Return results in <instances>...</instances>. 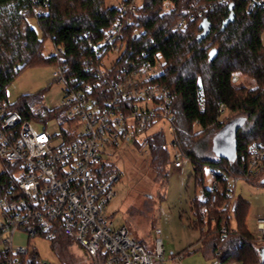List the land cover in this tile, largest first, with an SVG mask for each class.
I'll return each mask as SVG.
<instances>
[{
	"label": "trees",
	"instance_id": "1",
	"mask_svg": "<svg viewBox=\"0 0 264 264\" xmlns=\"http://www.w3.org/2000/svg\"><path fill=\"white\" fill-rule=\"evenodd\" d=\"M106 1L0 0L1 95L8 97V85L36 63L54 67L64 63L68 67L66 78L74 77V84L92 80L86 72V61L95 62L91 43H98L122 19L120 2L108 6ZM250 1L140 0L133 22L123 28L125 46L116 63L123 68L138 56L144 58V54L160 53L164 57V73L157 80L174 95L171 112L182 157L193 162L196 181L201 184L205 165H212L223 189L218 201L210 206L209 190L203 188V198L195 199L192 208L193 225L201 231L199 249L220 264H264L260 245L247 225L249 204L241 197H229L223 178L243 177L249 146L264 142V0L247 10ZM166 2L173 4L169 10ZM39 7L46 11L37 15ZM203 7H208V12L198 15ZM190 11L194 18L188 19L185 28L175 29V24ZM32 18L40 33L30 25ZM207 23L211 24L210 32L202 36ZM47 39L63 48L60 55L45 56ZM235 74L253 80L255 86L247 88L233 81ZM99 90V97L109 96ZM41 100L40 95L24 97L12 103L10 109L29 121L47 120L60 113L58 108L41 105ZM226 111L228 115L222 120ZM225 129L231 130L232 156L212 158L211 152L216 155L215 138ZM147 142L156 171L165 175L170 163L169 137L159 130ZM261 175L246 181L262 183ZM232 217L236 219L235 228L231 227ZM62 239L60 236L57 240ZM2 259L0 253V262Z\"/></svg>",
	"mask_w": 264,
	"mask_h": 264
},
{
	"label": "built area",
	"instance_id": "2",
	"mask_svg": "<svg viewBox=\"0 0 264 264\" xmlns=\"http://www.w3.org/2000/svg\"><path fill=\"white\" fill-rule=\"evenodd\" d=\"M120 1L122 19L98 43H91L95 62L86 61V72L92 80L74 84V77L66 78L68 67L64 63L55 66L54 80L63 85L64 95L50 109L58 108V115L47 120L23 119L10 109L12 103L0 91V264H52L29 243L16 245L14 237L18 232L28 238L57 240L61 236L76 241L92 264H166L160 228L156 251L152 253L127 226L116 225L108 214L117 195L115 184L122 176L112 167V160L121 150L151 156L147 138L152 128L169 126L173 164L180 168L184 161L171 112L174 95L157 80L165 69L162 54H144V58L136 57L127 67L116 66L125 46L123 28L133 22L139 5L137 0ZM258 2L251 0L247 10ZM208 10L203 7L197 13L203 15ZM45 11V7H39L36 14ZM193 18L190 11L175 24V29L185 28L188 19ZM62 51L54 45L51 55L58 56ZM99 89L109 96L99 97ZM53 119L56 123L48 130V122ZM40 125L45 128L35 127ZM248 151L243 163L245 175L223 176L229 197L234 195L236 180L264 174V142L252 143ZM208 190L207 201L213 206L223 190L215 176ZM251 233L264 246V215L256 218ZM184 256H173L172 264H181Z\"/></svg>",
	"mask_w": 264,
	"mask_h": 264
},
{
	"label": "rangeland",
	"instance_id": "3",
	"mask_svg": "<svg viewBox=\"0 0 264 264\" xmlns=\"http://www.w3.org/2000/svg\"><path fill=\"white\" fill-rule=\"evenodd\" d=\"M120 0H107L108 6L116 5ZM140 2V0H137ZM169 10L173 4L166 2ZM30 25L40 30L35 18L29 20ZM264 45V32L262 33ZM54 51L51 39L45 43V56ZM57 68L51 64H33L21 71L7 87V96L11 103H15L24 97L40 95L41 105L48 108L54 107L55 103L63 97V85L54 80ZM237 82L253 88V80L235 74ZM225 115L221 118L222 120ZM56 121L49 120L48 130L52 129ZM43 129L44 125L35 126ZM162 129L169 136V126L159 125L152 128L149 133H156ZM200 127H196V132ZM212 145V138L210 141ZM170 150V147H169ZM211 157L218 159V155L211 152ZM114 166L122 172L120 180L115 184L117 195L109 205L108 214L113 218L116 225H125L131 231L132 236L139 242L144 243L148 251L155 253L158 228L166 251V264H172L173 256L184 253L180 259L181 264H220L215 257H208L199 249L201 243V231L195 228L193 215V202L203 198V188H209L214 180L213 166L205 165L203 183L196 181L195 166L188 159L184 160L182 167L176 168L173 164L174 156L170 150V163L166 167L165 175L156 171L152 157L144 152L134 153L129 150H121L117 158L112 160ZM264 177V174L260 176ZM234 196L241 197L249 204L247 225L251 232L255 230L256 218L264 215V184L252 183L238 179L234 183ZM194 222V225H193ZM231 227H236V219L232 217ZM16 245H27L35 249L43 259L52 264H92L90 257L83 247L76 241L66 238L62 240H50L43 237H31L23 232L15 234ZM192 248L189 251L187 248ZM195 247V248H193ZM2 246L0 245V250ZM226 264H240L236 261Z\"/></svg>",
	"mask_w": 264,
	"mask_h": 264
},
{
	"label": "water",
	"instance_id": "4",
	"mask_svg": "<svg viewBox=\"0 0 264 264\" xmlns=\"http://www.w3.org/2000/svg\"><path fill=\"white\" fill-rule=\"evenodd\" d=\"M233 19V17H230L229 20ZM227 20L224 23V26L227 25V22L229 21ZM210 28H211V24L207 23L205 25V29L204 32L202 33V36H205L207 33L210 32ZM229 128L232 130V124L229 125ZM222 130L215 138V150H216V154L219 156H232L233 151H231L232 149V143H231V139H230V133L231 130ZM262 183H264V180H262ZM259 253L261 255L262 260L264 261V246H260L259 247Z\"/></svg>",
	"mask_w": 264,
	"mask_h": 264
}]
</instances>
